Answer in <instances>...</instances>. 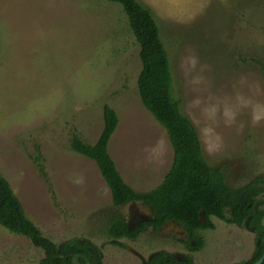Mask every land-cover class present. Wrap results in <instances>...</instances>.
<instances>
[{"label":"rangeland","instance_id":"obj_1","mask_svg":"<svg viewBox=\"0 0 264 264\" xmlns=\"http://www.w3.org/2000/svg\"><path fill=\"white\" fill-rule=\"evenodd\" d=\"M138 2L160 30L183 115H199L189 107L200 94L190 80L201 66L210 92L230 94L243 79L240 91L264 102L258 65L264 63V0ZM139 51L122 7L107 0H0V173L46 238L57 245L87 240L103 249V264H141L158 251L190 256L194 264L250 260L255 234L216 218L214 230L199 233L203 248L195 253L176 223L149 229L136 241L123 239L126 248L109 244L111 192L95 162L70 144L74 134L97 142L108 105L119 119L109 154L125 183L149 192L163 182L174 152L167 132L141 102ZM189 54L198 64L186 74L182 61ZM239 122V131L235 125L217 129L225 141L220 156L203 153L233 188L264 176V121L252 123L243 109ZM121 211L125 216L127 208ZM43 257L27 238L0 225V264H41Z\"/></svg>","mask_w":264,"mask_h":264},{"label":"trees","instance_id":"obj_2","mask_svg":"<svg viewBox=\"0 0 264 264\" xmlns=\"http://www.w3.org/2000/svg\"><path fill=\"white\" fill-rule=\"evenodd\" d=\"M107 1L122 7L140 46L142 69L137 79L138 93L143 106L167 132L174 152L172 167L163 182L149 192H139L125 183L109 154V143L119 124L113 108L104 106V127L95 144H88L79 135H73L72 151L95 162L111 192L114 210L107 216L105 230L109 244L126 248L121 242L123 239L136 241L150 228L154 232L160 231L169 221L182 224L188 231L196 244H186L187 250L192 253L203 248V238L198 232L214 230L213 218L228 224L244 225L251 216V225L264 231L260 224L264 208L257 215L253 211L254 204L264 199V176L243 187L233 188L219 168L209 166L194 125L183 115L180 103L174 98L170 58L151 11L138 0ZM258 65L264 74V63L259 61ZM135 202L147 206L152 215L149 221L130 230L121 210ZM0 225L14 235L27 238L34 247L42 250L44 257L41 264H74L75 256H80L79 264H103V249L87 240H71L57 245L46 238L28 219L21 201L1 173ZM263 255L264 236L252 259L240 264H255ZM141 264L181 263L172 253L158 251Z\"/></svg>","mask_w":264,"mask_h":264},{"label":"clouds","instance_id":"obj_3","mask_svg":"<svg viewBox=\"0 0 264 264\" xmlns=\"http://www.w3.org/2000/svg\"><path fill=\"white\" fill-rule=\"evenodd\" d=\"M198 59L195 55L189 54L183 58L182 67L185 73H193L197 70ZM203 72V66L199 72L192 75L190 84L193 91L200 93L191 101L189 107L198 110L199 115L189 112L192 125L196 129L197 140L202 152L211 158L220 156L223 153L225 141L223 135L217 130L221 124L226 127L236 126L237 131L244 127L243 122L238 123V117L243 109L250 113L252 123L264 121V102L254 101L240 88L245 81L241 79L234 84L232 93H212L210 84L205 77L199 73Z\"/></svg>","mask_w":264,"mask_h":264},{"label":"flooded vegetation","instance_id":"obj_4","mask_svg":"<svg viewBox=\"0 0 264 264\" xmlns=\"http://www.w3.org/2000/svg\"><path fill=\"white\" fill-rule=\"evenodd\" d=\"M261 201H264V199L257 201V202L254 204V206H255L257 203L261 202ZM254 206H253V211H254ZM124 208H127L126 215H125L127 223L129 224V223L132 222V221L135 222L136 224L134 225V227L146 222V221H143V222H140V221H139V219L141 218V216H143V215H147V216H148V215H149V217L151 218V215H152L150 209H149L147 206H145L144 204H141V203H139V202H135V203L128 204V205L124 206ZM263 208H264V205H260V206L256 209V212H254V214L257 215V214H258V211H259L260 209L262 210ZM248 218H250V221H249V223H248V225H247V220H248ZM248 218L246 219L244 225H237V224H233V225H234L236 228H244V229H246V230H249L252 234H255V236H256V247H255V250H254V254H255V252H256V250H257V247H260V245H261L262 237L264 236V231H263V229H261V227L252 226V225H251L252 217L249 216ZM263 219H264V215H263V217H262V219H261V223H260L262 227H264V225H263ZM149 220H150V219H149ZM149 220H148V221H149ZM169 223H175V222H173V221H169V222H167L164 226H166V225L169 224ZM176 224H180V223H176ZM180 225L182 226V224H180ZM164 226H163V227H164ZM163 227L160 229V231L163 229ZM182 227H183V226H182ZM183 228H184V227H183ZM150 229H152V228H150ZM152 230H153V229H152ZM183 230H184V232L186 233V235H187L188 237L191 238V236L189 235L188 231L185 230V228H184ZM153 231H154V230H153ZM158 232H159V231H158ZM200 232H202V231H200ZM200 232H198V235H199ZM192 244L195 245V242L192 241ZM189 252H190V251H189ZM190 253H192V252H190ZM254 254H253V255H254ZM173 255H176V254H173ZM177 255L179 256V259H178V258H177V259H178V261H179L181 264H188L189 262H191L192 264H194L193 261H192V258H191L190 256H187V255L183 256V255H181V254H177ZM252 257H253V256H252ZM252 257H251V259H252ZM188 259H190V260H188ZM181 260H182V261H181ZM248 261H249V260H248ZM143 262H144V261H143ZM102 263H103V261H102ZM256 263H257V262H256ZM239 264H240V263H239Z\"/></svg>","mask_w":264,"mask_h":264},{"label":"water","instance_id":"obj_5","mask_svg":"<svg viewBox=\"0 0 264 264\" xmlns=\"http://www.w3.org/2000/svg\"><path fill=\"white\" fill-rule=\"evenodd\" d=\"M260 205H264V201H261V202H259V203H257L255 206H254V212H256V209L260 206ZM202 218H203V213H202ZM150 219V217L149 216H147V215H143V216H141V218L139 219V221L140 222H143V221H148ZM249 221H250V218H248V220H247V225H248V223H249ZM136 223L135 222H130L129 224H128V228L131 230L133 227H134V225H135ZM263 225H264V219H263ZM176 258H178L179 259V256L176 254V255H174ZM79 258H80V256H75L74 257V259H73V263L74 264H79ZM182 261V260H181ZM264 263V255L262 256V258L257 262V263H255V264H263ZM87 264H90V263H87Z\"/></svg>","mask_w":264,"mask_h":264}]
</instances>
